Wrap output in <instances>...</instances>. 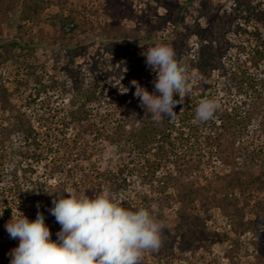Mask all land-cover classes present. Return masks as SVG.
<instances>
[{
	"label": "rangeland",
	"instance_id": "1",
	"mask_svg": "<svg viewBox=\"0 0 264 264\" xmlns=\"http://www.w3.org/2000/svg\"><path fill=\"white\" fill-rule=\"evenodd\" d=\"M34 1L0 0V138L4 141L5 152L11 157L10 171L4 170L0 174V188L15 182L23 188L33 183L39 186L42 181L45 185L56 183L59 176L56 175L55 180L49 178L48 169L53 159L63 151L56 141L52 143L51 151L43 152L40 160H28L23 156L29 150L19 141L20 132L12 128L8 133L6 128H10L9 124L1 122L2 118L23 111V116L38 126L34 119L36 115L46 116V102L59 116L62 112L76 109L84 95H90L93 91L109 92L107 96L116 101L128 87L131 72L133 79L141 72L140 85L152 93L156 74L146 66L141 53L147 47L154 46L155 42L170 44L181 62L185 57L198 53L197 48L204 43L216 53L214 75L220 71V67L230 66V71L231 68L243 70L257 82H264V57L256 64L251 60L254 45L264 39V0H36L42 4L37 11L33 8ZM22 4H26L27 8H23ZM61 10L78 23L73 41L67 46L62 43L61 29L68 31L70 23L67 21L61 28V21L55 15ZM71 58L72 63L69 62ZM64 66L73 68L70 75ZM260 82L257 86H260ZM227 86L228 94L218 93L226 101L238 103L254 93L248 85L243 86L247 92L238 91L240 84L235 78L228 80ZM5 89L13 103L11 110L2 108L7 101ZM133 93L129 102L131 112L121 131L124 133L138 130L141 120L149 115ZM259 96L264 105V93ZM73 111V116L78 117L80 112ZM93 116L91 114L88 119ZM109 118L113 119L112 113ZM260 119L264 122V117L254 116L248 124L250 131L237 137L233 147L237 154L236 164L224 165L219 163L216 154L212 155L214 167L230 173L217 182L216 187L222 192L227 191L236 205L249 197L258 211L257 214H250L252 219L264 218L261 204L264 201V182L250 179L254 174L264 172V131L256 128ZM51 123L50 131L57 133L58 138L64 135L67 142L80 129L78 122L72 120L70 115L65 118V126L58 117L51 119ZM61 128L65 131L63 135L59 133ZM255 128L256 133H251ZM44 130L42 127L41 131ZM248 140H254L251 146L246 145ZM94 148V154L83 161L86 172L90 173L89 169L94 166L99 171L116 174L118 166L125 163L121 174L125 180L121 179L112 193L119 200L122 198L131 203L132 208H137L134 205L136 202L142 203L138 197L140 193H147L152 199L151 208L156 209V200H161L162 215L167 219V225L174 223L178 202L174 198L172 184L162 189L158 183H149L136 176L135 170L141 162H137L136 153L128 154L126 144L122 143L119 148L102 138L96 141ZM253 148L261 151L263 160L251 167L252 175L241 174L244 183V192L241 193L234 181L239 175L238 171L250 168V151ZM131 155L133 158L130 159ZM92 162L94 165L91 166ZM5 172L9 173L5 175ZM83 173L79 171L70 177L66 189L73 187L84 192L80 179ZM229 182L231 186L226 185ZM8 201L13 207V216L21 212L18 197L11 196ZM52 206L50 202L45 203L44 207L39 203L37 208L54 221L55 217L48 211ZM31 213L28 208L23 214L30 216ZM205 225L208 230L225 236L213 240L207 233L195 228L183 235L164 233L159 250L145 251L141 264H264V224L259 225L256 221L249 228H234L230 226L229 218L214 208ZM51 226L57 229L55 222H51ZM3 237L9 241L12 239L6 230ZM51 239L57 240L55 232L51 233ZM11 250L1 252L3 255H0V259L6 264H10L7 259Z\"/></svg>",
	"mask_w": 264,
	"mask_h": 264
},
{
	"label": "trees",
	"instance_id": "2",
	"mask_svg": "<svg viewBox=\"0 0 264 264\" xmlns=\"http://www.w3.org/2000/svg\"><path fill=\"white\" fill-rule=\"evenodd\" d=\"M22 7L27 8V5L22 4ZM41 7L42 4H39L38 1L35 0L33 2L35 11ZM55 15L61 21V28L67 21L70 23L68 31L61 29V38L64 39L62 43H66L64 45L67 46L73 41L78 23L70 16L64 15L63 10ZM73 44L74 42L72 46ZM197 49L198 53L185 57L182 63L187 65L189 70H198L203 79L194 81L190 95L185 97L182 104L175 106V119L165 117L161 122H155L149 114L147 118L141 120L138 130L135 132H121L124 122L128 120L131 112L129 102L133 91H135V88L130 84V81L133 80L131 78L132 72L128 75V87L124 89L116 101L111 100L110 96H107V93L110 94L109 92L103 94V91H98V93L93 91L90 95H84L85 97L81 99V103L77 105L76 109L69 110L66 113L62 112L59 116L46 102L45 107L48 110L46 116L42 114L36 115V119H34L38 126L33 124V120L24 117L23 111L11 113L2 118L1 122L5 121L9 124L10 128H6L8 133H10L12 128H16L15 131L20 132V134L17 133L19 141L26 150H29V153L23 155L28 160L30 158L40 160L43 152L51 151V145L56 141H58V147H61L63 151L60 154L58 153V158L53 159L52 166H49L48 169L50 172L49 178L53 177L55 180L56 175L59 176L56 183H47L45 185L42 181L39 186L33 183L31 186L26 185L27 187L23 188L21 184L15 182L5 188H0V213L3 212L0 215V255H3L2 251L8 253L7 251L11 250V248L17 247V242L19 241L18 239L9 241V239L7 240L3 237V232L6 230L5 224L13 215V207L8 201L9 197L15 196L19 198L22 213L28 208L29 210L31 209V215H26V217L29 221H33L36 218L37 211L42 213L41 209L37 208L39 203L43 207L47 202L52 204L56 193L60 192L67 196L65 192L67 190V180L79 171L84 172L80 179L81 184L84 186V192L89 197L95 195L102 187H107L112 192L113 189H117L114 187L116 184H120L121 179L122 181L125 180L121 178L125 163H121L118 166L116 174L111 171H108V173L99 171L94 166L89 169L90 173L85 171L83 161L94 154L96 141L102 138L114 144L115 147L120 148L122 143L126 144L128 146V154L136 153L137 162L139 164L141 162L140 167H136V176L143 180L145 179L149 183H158L157 185H160L162 189L168 188L170 184L174 187V198L178 202V208L173 218L174 223L170 226L167 225V219L162 215L161 200H156L154 204L156 209H152L150 203L152 199L144 192L138 196L142 203L136 202L134 204L137 208H132L131 203L126 202L125 199H120L123 207L136 210L138 206L144 205L145 208L154 212L158 219L165 221L167 227L165 228L166 231L162 233V238L164 233H167V235H183L193 228L199 232L207 233L210 239L219 240L223 238L225 236L223 233L210 231L205 225L206 220L210 218L211 210L214 208H218L227 219L229 218V224L234 228L235 226L249 228L256 221L259 225L264 224L263 217L258 219L250 218V214H257L258 211L256 204L249 200V197L241 204L236 205L233 202L235 200L229 197L227 191L222 192L219 187H216V183L225 179L230 173L219 171L214 167L212 161V155L216 154L215 157L219 163L224 165L237 163V154L233 151L237 137H240L244 132L248 133L250 131L248 130V124L254 116L264 117V105L259 100V94L264 93V82L259 81L260 86H257L259 82L253 76H247L248 74L246 75L243 70L239 71V69L236 70L235 68H231L232 70L230 71V66L226 68L220 67V71L214 75V68L217 67L215 61L216 53L204 43H200ZM252 52L251 60L255 64L258 60H262L264 57V39L254 45ZM69 62L72 63L73 59H69ZM64 69L66 72L68 71V75L73 70L70 66H64ZM30 74L33 73L31 72ZM141 76L140 72L134 77L139 84ZM232 78H235L240 84L238 91H246L243 86L248 85L255 95L253 93L248 99H241L238 103L235 101L231 102L228 99L226 101L221 96L228 94V80H232ZM126 89H128L127 92H125ZM219 91L222 92L221 96L218 95ZM5 94V100L7 101L2 105V108L11 110L13 103L10 101V95L7 90ZM204 98L214 99L219 104V108L212 119L203 123H194L196 106ZM174 99H179L178 94L174 95ZM245 106L246 109L244 110ZM73 110L80 112L78 117L73 116ZM111 113L113 114L112 120L109 118ZM91 114L94 115L93 118L88 119ZM69 115L72 116V120L78 122L80 129L74 134L71 141L67 142L63 135L65 131L61 128L59 133L63 137L58 138L57 133L50 131L49 124H52L51 119L55 117L57 119L58 117L63 122L62 125H64L65 118ZM42 127L45 128L44 131H41ZM256 128H260V132L264 131V122L261 119L258 121ZM256 128L251 133H256ZM253 142L254 140H248L246 145L251 146ZM88 148L90 149L89 151ZM4 149V141L0 138V174L4 170L10 171L11 169L9 167L10 154L5 152ZM250 152V163L248 165L250 168L238 171L239 175L234 181L240 188L241 193L244 192L242 175H252L251 167L263 160L260 150H254L253 148ZM129 158H133L132 155ZM92 165H94L93 162L91 163ZM162 168H164L163 171H161ZM6 172L5 175L9 173ZM200 179L204 181L201 182ZM250 179L251 181L263 183V170L251 176ZM226 185L231 186L232 184L229 182ZM261 204L264 207V201ZM233 206L235 208L231 209ZM42 214L50 233H57L61 226L55 219L53 221L50 215ZM244 216H247V218ZM51 222H55L57 229L51 226ZM7 261L10 262V256ZM0 264L6 263L3 259H0Z\"/></svg>",
	"mask_w": 264,
	"mask_h": 264
},
{
	"label": "clouds",
	"instance_id": "3",
	"mask_svg": "<svg viewBox=\"0 0 264 264\" xmlns=\"http://www.w3.org/2000/svg\"><path fill=\"white\" fill-rule=\"evenodd\" d=\"M141 54L146 66L156 74L155 87L150 93L133 79V95L153 121L175 119V106L190 95L193 82L203 77L179 61L170 44L155 42ZM176 94L178 100L174 99ZM218 108L214 99H201L194 123L212 119ZM65 192L67 196L56 193L48 210L61 226L55 241L39 211L33 221L20 211L11 215L5 229L19 244L9 253L10 264H141L145 251L156 252L161 247L167 225L148 208L123 207L107 187L92 197L73 187Z\"/></svg>",
	"mask_w": 264,
	"mask_h": 264
}]
</instances>
